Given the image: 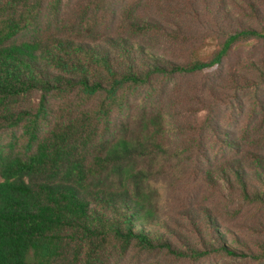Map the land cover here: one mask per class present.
<instances>
[{
    "label": "trees",
    "instance_id": "trees-1",
    "mask_svg": "<svg viewBox=\"0 0 264 264\" xmlns=\"http://www.w3.org/2000/svg\"><path fill=\"white\" fill-rule=\"evenodd\" d=\"M179 7L173 0H0V264H135L153 253L191 262L264 258V242L249 254L228 244L234 238L207 206L185 207L171 221L160 215L156 178L170 135L187 127L164 105L166 84L264 42V27L240 21L217 32L207 55L197 46L182 61L158 54L152 36L162 32L183 46L191 38L179 24L162 28ZM237 71L230 89L235 97L252 92L254 114H263L264 61ZM261 123L239 138L228 133L233 156L205 170V179L216 183L218 175L264 207Z\"/></svg>",
    "mask_w": 264,
    "mask_h": 264
},
{
    "label": "rangeland",
    "instance_id": "rangeland-1",
    "mask_svg": "<svg viewBox=\"0 0 264 264\" xmlns=\"http://www.w3.org/2000/svg\"><path fill=\"white\" fill-rule=\"evenodd\" d=\"M179 1L173 0L174 4L179 3V8L184 9L173 14L172 23L161 21L164 30H176L179 24L182 26L179 30L189 32L191 38L185 46L171 42L162 32L147 42L153 44L158 54L165 52L169 57L177 56L180 61L188 59L193 46L202 47L206 55L211 53L218 44L217 32L236 27L240 21L264 27V0ZM256 14L262 17H257V20L251 18ZM212 18H216L218 27H212ZM253 61L259 64L264 61V42H253L233 50L222 67L178 77L166 84L164 105L187 127L183 133L179 131L170 135V155L161 165L162 169H159L156 178L161 196L160 215L163 218L171 221L178 218L179 212L185 207L207 206L234 238L228 239V244L244 249L247 254L250 251L257 253L256 244L264 242V207L245 201L238 191L228 187L218 175L215 176L216 183H208L205 170L218 169L221 163L233 156L224 145L228 133L235 132L239 138L243 132H251L253 127L264 122V113L254 114L252 92L246 91L235 97L230 89V76ZM259 93L258 100H264L263 94ZM238 107L241 112L237 111ZM262 137L264 146V133ZM189 140L194 144L188 145L191 142ZM135 264H264V258L211 256L191 262L153 253L142 255Z\"/></svg>",
    "mask_w": 264,
    "mask_h": 264
}]
</instances>
